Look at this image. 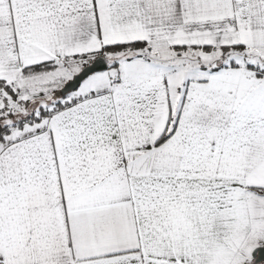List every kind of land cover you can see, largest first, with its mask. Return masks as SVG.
Returning <instances> with one entry per match:
<instances>
[{"label":"snow or ice","instance_id":"6c2138e0","mask_svg":"<svg viewBox=\"0 0 264 264\" xmlns=\"http://www.w3.org/2000/svg\"><path fill=\"white\" fill-rule=\"evenodd\" d=\"M0 264H264V0H0Z\"/></svg>","mask_w":264,"mask_h":264}]
</instances>
